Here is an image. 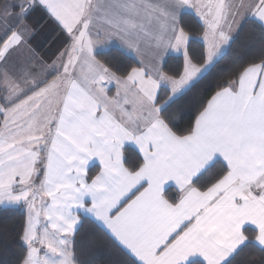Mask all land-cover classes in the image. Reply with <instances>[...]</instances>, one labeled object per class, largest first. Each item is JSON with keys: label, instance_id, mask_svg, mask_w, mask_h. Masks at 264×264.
Masks as SVG:
<instances>
[{"label": "snow or ice", "instance_id": "obj_1", "mask_svg": "<svg viewBox=\"0 0 264 264\" xmlns=\"http://www.w3.org/2000/svg\"><path fill=\"white\" fill-rule=\"evenodd\" d=\"M0 217V264H264V0H3Z\"/></svg>", "mask_w": 264, "mask_h": 264}, {"label": "trees", "instance_id": "obj_2", "mask_svg": "<svg viewBox=\"0 0 264 264\" xmlns=\"http://www.w3.org/2000/svg\"><path fill=\"white\" fill-rule=\"evenodd\" d=\"M3 0H0V3H2ZM44 17V13L42 11H37L32 14V16L28 19V24L36 28V32L34 35L31 36L30 44L33 48H36L38 52L47 53L51 49L54 51L55 49L52 48L53 40L51 37H53L54 33L52 31V28L54 27L50 23L44 26H41L43 24V21L41 18ZM46 20L47 18L44 17ZM243 39V38H242ZM244 49L242 47H234L233 50L226 56L224 63L220 66V69H218L216 72L212 73L207 80H205L199 87L193 92L192 98L189 99L188 104L191 105L195 103L196 100L206 98L212 91V85L215 83L218 75L220 72L227 71L231 68L232 60L236 58L238 55L243 54ZM181 126H187L191 119L190 112L186 109L184 112H182L179 116ZM4 217H0V223L4 222ZM20 219L19 214H16L8 219V223H17Z\"/></svg>", "mask_w": 264, "mask_h": 264}, {"label": "crops", "instance_id": "obj_3", "mask_svg": "<svg viewBox=\"0 0 264 264\" xmlns=\"http://www.w3.org/2000/svg\"><path fill=\"white\" fill-rule=\"evenodd\" d=\"M32 46V45H31ZM14 55V57L17 55V54H13ZM22 55H24V56H26L27 54L25 53V52H22ZM113 91H114V89H113Z\"/></svg>", "mask_w": 264, "mask_h": 264}]
</instances>
